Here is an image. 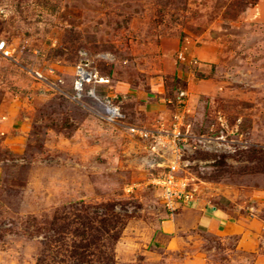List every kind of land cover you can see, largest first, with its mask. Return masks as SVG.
Segmentation results:
<instances>
[{"label": "rangeland", "instance_id": "1", "mask_svg": "<svg viewBox=\"0 0 264 264\" xmlns=\"http://www.w3.org/2000/svg\"><path fill=\"white\" fill-rule=\"evenodd\" d=\"M2 41L0 264H51L78 202L124 215L115 264H264V0H0ZM83 62L123 122L69 98ZM178 118L191 198L171 212L174 157L125 125Z\"/></svg>", "mask_w": 264, "mask_h": 264}, {"label": "trees", "instance_id": "2", "mask_svg": "<svg viewBox=\"0 0 264 264\" xmlns=\"http://www.w3.org/2000/svg\"><path fill=\"white\" fill-rule=\"evenodd\" d=\"M85 100L96 104L89 97ZM125 224L124 215L109 204L94 207L78 202L64 207L49 226L53 233L47 245L49 251L52 246L56 249L51 264H115V245ZM37 264H46L44 256Z\"/></svg>", "mask_w": 264, "mask_h": 264}, {"label": "built area", "instance_id": "3", "mask_svg": "<svg viewBox=\"0 0 264 264\" xmlns=\"http://www.w3.org/2000/svg\"><path fill=\"white\" fill-rule=\"evenodd\" d=\"M4 49L5 42L2 41L0 42V51ZM103 81V78L98 76L95 68L83 62L77 68L72 94L69 95V98L74 102L81 103L86 97H89L96 102V106L99 108L98 115L103 120L110 123L123 122L126 116L121 107L111 96H102L97 91L96 86L103 83ZM183 95L182 92L181 96ZM181 127V118H178L177 122L174 123L173 129L160 127L150 130L132 124L125 125L126 130L132 137L149 142V153L152 157L162 159L168 153H171L174 157L173 160L169 161L161 175L156 178V184L161 190L163 204L171 212L177 209L178 204L191 198L187 180L178 175L181 167V148L186 146L184 143L190 138V135L182 132ZM158 164L162 165L160 162Z\"/></svg>", "mask_w": 264, "mask_h": 264}]
</instances>
